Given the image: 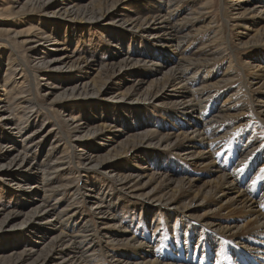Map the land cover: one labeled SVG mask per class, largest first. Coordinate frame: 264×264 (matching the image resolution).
Masks as SVG:
<instances>
[{"label":"bare ground","instance_id":"6f19581e","mask_svg":"<svg viewBox=\"0 0 264 264\" xmlns=\"http://www.w3.org/2000/svg\"><path fill=\"white\" fill-rule=\"evenodd\" d=\"M117 1L7 0V3L14 9L19 6L24 13L38 11L41 13L37 18L39 22L45 21L46 15L56 14L69 20L91 21L95 25L109 15ZM150 1L149 6L155 9ZM160 1L165 8L144 10V15L121 19L124 25L129 26V31L146 29L159 49L148 48L150 51L143 53L144 59L139 60L140 51L131 49V46L123 47L124 37L121 39L119 33L102 28L101 32L106 37L112 39L115 35L116 44L113 45L126 50L127 55L117 62L103 65V72H98L96 79L89 76V71L95 67L91 61L98 62L95 59L98 55L92 54L86 45L84 52L72 58L65 51V46L61 48L58 45L70 43H65L64 37L58 38L60 32H56L52 25L41 23L31 26V30L23 34L20 43L27 51L25 57L14 53L12 44L8 43L6 69L9 71L4 74V84L14 82L16 78L21 80L17 81V88H10L0 98V120L12 132L20 133L29 128V112L37 106L49 114L53 123L48 128L42 123L28 131L21 140L22 149L12 156L11 147L17 142L0 132V160L7 158L0 161L2 182L13 180L26 199L31 200L28 201L29 209H24L20 203L21 207L7 211L0 218V230L5 226L11 228L23 224L38 239L30 245L27 238L0 236V260L5 264H264V178L255 176L260 166L264 167V136L259 139L260 135L256 136V131L254 133L255 127L247 128L252 120L258 129L264 128V50L257 57L259 60L251 55L241 61L247 67L245 73L227 37L231 29L239 48L264 45V0H227L226 14L221 11L223 18L220 24L209 35L208 41L198 46L194 41L203 29L196 22L211 11V0L200 1L186 13L177 11L192 0ZM218 21L211 19L209 22ZM6 31L0 27V40L3 39L1 35L9 34ZM244 32L248 35L247 40L241 42ZM73 37L79 41L80 36ZM162 45L170 51L166 58L161 53ZM43 49H50L45 54L49 58L45 59L46 56L41 54ZM10 52L13 54L11 57ZM150 57H155L156 61H146ZM224 57L228 58V64L214 78L213 73L219 68L216 60ZM15 60L17 64H13ZM150 62L160 79L145 82L143 91H136L133 87L112 93L116 88L111 86L110 78L123 75L138 77L142 75L138 66ZM168 64L171 66L166 67ZM75 66L83 67L84 72L74 74ZM234 66L243 72H237L240 84L237 87L230 84ZM62 68L69 72L66 80L53 82L51 78L47 79L43 93H38L35 81L46 79L45 72L49 76V71ZM190 70L192 72L182 78ZM159 80L164 82L158 86V91L153 82ZM138 81L143 82V79ZM258 83L260 86L252 87ZM59 87L63 89L46 101ZM259 87L262 91L258 94ZM101 92L109 93L106 98L117 96L124 101L131 100L134 103H129L123 110L130 116L135 112L139 116L153 115L150 124L155 125L147 124L148 128L141 129L142 121H138L133 123L135 129L126 133V123H117L108 113H99L97 123L89 125L94 116H79L73 113L75 108L72 106L70 112L63 114L56 107L57 102L66 107L64 100L91 97ZM162 98L169 100L165 114L157 113V117L152 109L139 111V105H148L154 100L163 103ZM175 106L177 109L171 112ZM50 110L56 113L60 123ZM164 126L171 128L169 133L161 131ZM110 129L121 132L109 136L106 131ZM51 133L60 134V139L57 141V137H53L45 156L38 158L37 149H41ZM98 134L101 139L107 136L103 148L92 143ZM122 135H126V140L121 139ZM171 135L174 140L170 139ZM232 137H243V148L252 145L251 149L240 155L244 150L242 147L235 149V144L232 147L236 151L230 152L231 147L226 145H232L228 143ZM157 142L167 144L169 152L175 155L167 163L175 164L172 168L170 166L171 169L167 167L169 170H161L152 164L156 158L164 157L163 152L166 151L139 149L141 144L146 146ZM129 152L133 153L131 157L124 158ZM237 154L239 159H236ZM187 164L190 169L189 166L183 167ZM178 167L183 169L178 171L175 169ZM11 169L14 172H8ZM26 170H29L31 178L26 175ZM177 173L181 175L175 177ZM50 195L55 199L48 204ZM64 195L70 197L65 204L62 201ZM126 197L134 200L135 208L124 203L127 202L123 200ZM54 202H59L61 208L56 209ZM82 204H88L90 217L83 218L77 231L60 229V221L71 227L72 221L69 220L82 214ZM144 204L149 211L142 212ZM192 206L193 209H203L197 219L188 214ZM157 210L163 214H157ZM142 214L146 215L143 216L145 218L136 225L133 218ZM176 216L181 218L179 225L200 221L202 232L186 227L177 238H164L160 226L166 227ZM19 218V224L12 222ZM153 222L155 226L150 232L148 225ZM162 242L166 250L161 252ZM119 246L125 249H118Z\"/></svg>","mask_w":264,"mask_h":264},{"label":"rangeland","instance_id":"374dc122","mask_svg":"<svg viewBox=\"0 0 264 264\" xmlns=\"http://www.w3.org/2000/svg\"><path fill=\"white\" fill-rule=\"evenodd\" d=\"M195 1V2H194ZM200 1L203 0H192L189 3H186L182 9H180L177 12H180L182 10H184L183 12L186 13L187 11L193 9L194 7H196V5L200 4ZM256 0H254L255 2ZM149 0H119L117 1V3L113 4L111 9L109 10V15H105V17H103L102 20L98 21L97 24L94 25V23H91V21H81V20H69L65 17L56 15V14H49L45 16V21H40L39 22V18L38 15L41 14L38 11H31L29 13H24L22 11V9L19 8V6L14 9L12 8L11 4L7 3V0H0V27L5 30H7L6 32L9 34H3L1 35L3 39L0 40V54H2V56H0V98L4 97L10 88H17L19 83L17 81H20V79L16 78L14 82H9L7 84H4V80L6 78V71L8 72L9 69H6V66H8L7 64V55H8V43L12 44V48L14 50V53L17 52L21 57H25L27 51L24 50V48L22 47V44L20 43V40L24 37L23 34H25L27 31L31 30V26H39L41 23H45V24H49L52 25L54 27V29L56 30V32H60L58 33V38L60 37H64L63 39L65 40V43H70V45L67 44H58L61 48H63V46L66 47L65 51L67 53H69L71 55L72 58H75L79 55V53L84 52V50L86 49V45L88 47H90V50L92 51V54H96L98 56L95 57L96 60H98V62H93L95 65V67L89 71V76L93 77V79L98 78L99 76L97 75V73L99 72L100 74H102L103 72V65L110 63V62H117L121 57L126 56V50L122 49H118L115 45V35H113L112 39H114V41L111 38H108L105 36V33L103 34L102 28L104 29H110L112 30L115 34H120L119 37H122L121 39H123L124 37V41H123V47L127 48L128 46H131L130 48H136L137 51H140L141 53V57L139 58V60L144 59V57L142 56L143 53L150 51V49L148 48H153V49H159V45L154 43V40L152 39L151 35H148L146 29H137L136 31H129L127 28L129 27L128 25H124L121 22L122 18H125L127 16H132V17H136L137 15H144L143 13L145 12L144 10H155L157 7H161V8H165V4L163 2H161L160 0H151V5L155 6L154 8H151L148 4ZM226 2L227 0H211V8H209L211 11L209 13H205L203 16L199 17L197 19L196 24L200 25L201 29H203L200 33V35L195 39L194 43H197V46L202 45L203 43L207 42L209 39V35L217 28L218 24H220V20H222V16H221V11L222 13L226 14V10H227V6H226ZM33 10H36V7H33ZM176 12V13H177ZM183 13V14H184ZM219 20L218 22H209L210 20ZM232 21V20H231ZM245 22L248 23V19H245ZM209 23V24H208ZM216 23L215 25L204 29L205 26L207 25H212ZM5 24V25H4ZM232 24V23H230ZM233 27L234 26H230ZM65 29V32H64ZM16 33H19L16 35ZM102 33V34H101ZM232 33H234V30L231 31V29L229 30V34H228V39L229 42L231 44V46L234 49V52L236 54L237 59L241 62L245 59L250 58V56L252 55L255 60H259L257 59V57H259V55L263 54V50H264V45L262 44H255V45H249L247 47H241L239 48V42H237L234 38V36L232 35ZM74 35H78L79 37V41H75L77 39H75L73 36ZM104 36V37H103ZM247 36L246 33L244 32L241 36V42H244L245 40H247ZM63 39H60V41H63ZM152 39V40H151ZM9 41V42H5ZM127 40V41H126ZM71 41V42H70ZM151 41V42H150ZM120 42V41H119ZM121 43V42H120ZM164 44V43H162ZM161 47V46H160ZM161 53L163 54L162 56L164 58H166L167 55H169L170 51L166 48L165 45H162L161 47ZM4 49V50H3ZM51 49V48H50ZM49 49V50H50ZM49 50L46 51V49H43L41 54L45 55L46 53H49ZM152 50V49H151ZM117 51H120V53H116ZM11 55H13L10 52V57ZM153 56H155L154 54H152ZM46 56V55H45ZM119 56V57H117ZM161 56V57H162ZM49 58V56H46L45 59ZM159 58V57H157ZM154 60L156 61L155 57L152 58H147V60ZM228 58L224 57V58H219L216 61L218 62V71L213 73L214 78L218 77L222 71L226 68L228 62H227ZM251 61V60H250ZM253 63V62H252ZM13 64H17L16 60ZM242 64V69L245 73H247V67L245 65ZM12 65V64H10ZM108 65V64H107ZM142 65V68H141ZM18 67V65H16ZM101 66H102V70H101ZM171 66V64L166 65V67ZM138 68L140 69V72L142 71V75L138 76V77H131V76H119V77H113L110 78V83L111 86H113L114 88H116V90H114L115 93L116 91H125L128 88H136V91H143V87L146 86L145 82H150L151 79H160L159 75L156 74L157 72L155 71L154 73V68L155 66H153L150 63H141L140 66H138ZM167 69V68H164ZM193 70V69H192ZM192 70L188 71L186 74H184L185 78L187 77ZM72 72L74 74L80 75L84 72V68L83 67H77L75 66V68L72 70ZM237 72H239L240 74H243V72L239 71V68L234 66V72H232L231 74V82L230 84L233 85L234 87H237L239 84L238 82V76H237ZM48 72H45L44 77L46 79L40 80L38 82H40V84H38L37 80L35 81L34 85L37 87V92L42 94L43 90L42 88L45 86L44 85V81L47 79L51 78V81L53 82H60L61 80H66L67 76H68V71L65 70V68H62L60 70H52L49 71V76L48 74H46ZM250 76V75H249ZM101 77V76H100ZM103 77V75H102ZM142 78L143 82H139L138 79ZM33 82V81H32ZM115 82V83H113ZM162 82H164L163 80H159L156 82H153L154 88L161 86ZM229 83H227L228 85ZM258 84L252 85L253 88L260 86ZM132 86V87H131ZM160 87H158V91ZM63 88L59 87L58 89L55 90L54 93L50 94L46 99V101H49L56 93H58L59 91H61ZM244 93L246 90H242ZM262 91L260 90V87L258 88L257 93L259 94V92ZM107 95H109V93L106 92H101L98 95H93L91 97H76L74 99H67L64 100L65 103H63V105H67L66 107H63L61 103L57 102L58 105H56L57 109H60V111L63 114H66L69 110H72V108H75L73 113H78L79 116H89L93 117L94 119L89 123V125H93L95 123H97V119L98 118V114L105 112L108 113L110 116L114 117L113 119H115V121L117 123L123 124L126 123V127L128 129V131L126 133H130L133 129V123L138 122V121H142L141 126H139L141 129H146L148 128L147 124L149 125H155V124H150L151 120L153 119V115H144V116H139L138 112H135L133 116H130L127 111L123 110V109H127V105H129V103H134L131 100L127 99L126 101H124L123 99H120L119 97L115 96L114 98H106ZM39 99V98H38ZM43 98H40V100H42ZM161 101H163V103L161 102H157V100L152 101L151 104H141L139 105V107L141 108V110L139 111H143L144 109H152L156 116L158 117L157 113H161V114H165L166 113V109H167V105L169 102V100H165V99H161ZM245 101H248L247 97H245ZM28 103H31V101H29ZM72 106V108L70 107ZM210 106V104L208 105ZM37 108V109H36ZM36 108L32 109V111H30V115L31 117L29 118V120H31V124L29 125L28 129H24L23 131H21L20 133H14L12 132V130H10L8 127L5 126L4 123H2V120H0V132L10 135L11 137H13L16 140V144L13 145L14 147H11L13 150L10 153L12 155L16 154L17 151L19 149H22V143L21 140H23L24 136L27 134L28 131L32 130L34 127L40 126L43 123V126L45 128H48L52 125L53 123V119L50 118L49 114L47 112H45L44 110H42V108L40 109L39 107L36 106ZM177 109V107L175 106V109H172L171 112H174ZM50 112L53 114L54 119H56L57 122H61L59 120V118L57 117L56 113L53 110H50ZM70 112V111H69ZM248 112V111H247ZM250 113L246 114V116L248 117ZM46 116H49V118H47ZM18 120V119H16ZM161 121V120H158ZM178 121V120H176ZM254 120H252V124L249 123L247 128L249 129H253V127H255L254 133L256 131V136L259 137V139L264 136V128H259L258 126H254L253 123ZM166 125V124H164ZM250 125V126H249ZM138 127V128H139ZM161 127V126H160ZM164 129H161L162 132H166L169 133L171 128L169 126H164ZM179 128V127H178ZM261 129V130H260ZM260 131L258 133V131ZM107 135L111 136L112 134H116L118 135V132L121 131H114V129H110L107 130ZM178 131L174 132L177 133ZM106 136V134H104ZM60 134L58 135H54V133H51L48 138L42 143V145L40 146L41 149H37L36 151V156L38 158H43L46 154V152L48 151V147L50 145V143H52L54 141L53 137H57V141L60 139L59 138ZM126 135H122L121 139H125L126 140ZM107 138V136H106ZM105 138V139H106ZM241 138V139H240ZM242 138L243 137H232L228 143L232 144L231 146L228 144L226 146H228L230 148V152H235L238 147H244L242 144ZM31 138H27L26 140H30ZM93 139L95 141H93V144H98L101 146V148L105 147V139H101L100 134L95 135L93 137ZM171 140H174L175 137H173L171 135L170 137ZM237 139V140H236ZM246 140H248V137L246 138ZM240 140V141H238ZM64 141V139H61V142ZM98 141V142H97ZM238 142V143H237ZM56 143V141L54 142ZM241 143V144H240ZM239 146H236V145ZM235 145V146H234ZM234 146V147H232ZM250 146H246L245 149L243 148L244 151H242L240 155H245V151L246 149H251L249 147ZM163 147V148H162ZM140 148H149L152 152L154 150H159L161 149L166 151L163 152L165 153L164 157H161L162 159H165L164 161L160 158H156L155 166L157 165L158 168L162 169H171L175 164L172 165V163H170L171 165L167 164L169 163V161H171L172 155L175 156L173 154V152H169V148L167 144H160V143H155L154 145L148 144L146 146H144V144H141ZM240 148V149H242ZM61 148H58V150H60ZM234 149V150H233ZM51 153L52 151L49 150ZM150 151V152H151ZM54 153V151H53ZM52 153V154H53ZM154 153H158V152H154ZM133 153H127L126 156H124V158H129L131 157L130 155ZM216 156L217 155V151H216ZM240 155H236L238 157H236V159H239ZM9 156V157H10ZM8 157V158H9ZM29 159V157H27ZM153 158V157H152ZM126 159H123L122 161H126ZM159 159V160H157ZM6 159H1L0 161H5ZM151 160V159H149ZM168 160V162H166ZM133 162V161H132ZM162 162V163H161ZM165 162V164H164ZM151 163V162H150ZM159 163V164H158ZM261 163V162H260ZM169 165V166H168ZM176 165H179L176 164ZM171 166V168H170ZM181 166V165H180ZM187 166H189V169L191 168V166L189 164H187L186 166H183L185 168H188ZM256 166H259V164H257ZM255 166V167H256ZM164 167V168H163ZM168 167V168H167ZM157 170V168H153L152 170ZM168 169V170H169ZM178 171H181V167L175 168ZM191 171V170H189ZM188 171V172H189ZM8 172H14L13 169L8 170ZM27 174V176L29 178H31V174L29 175V170L25 171ZM260 172V173H259ZM179 175H181V173H177L174 176L178 177ZM261 175V176H260ZM11 177H13V173L10 174ZM93 176V175H92ZM256 178H264V167L259 168V170L256 172ZM263 176V177H262ZM31 181V180H30ZM7 181L2 182V177L0 176V218H2V216L7 213V211H9L10 209H14L16 207H21L20 203H22V205H24V209H29L30 206H28V201L31 200H27L26 197L23 195V192L15 186L14 181L11 180L9 181L8 184ZM259 190V189H258ZM3 195V196H2ZM52 195V194H51ZM50 195V196H51ZM31 198V197H30ZM55 199L54 196L49 197L48 196V204H50L51 202H53ZM70 200V197L67 195H64L63 197V204L67 203ZM123 200H127V202L124 201V203H126L129 206L134 207V200L131 201L130 198L126 197L123 198ZM33 201V199H32ZM132 203V205H131ZM54 205L56 207V209H60L61 206L58 203L54 202ZM147 204H144L143 206V211L142 212H147L149 210H147ZM129 208V207H128ZM135 208V207H134ZM137 208V207H136ZM138 208H140V205H138ZM23 210V209H22ZM80 212L82 214H79L76 218H74L73 220H69L71 222V227L67 225V223H63V222H59V226L60 229H63V231H69V232H73V231H77L80 223L82 222L83 218H88V216L90 217V211H89V207L88 204H82L81 205V210ZM203 209L198 208V209H193V206L189 209V215L195 219L199 218L202 215ZM160 213L161 215L163 213L159 212L157 210V214ZM127 216L130 218L129 214L127 213ZM146 215H139L137 217H134L133 220L136 221V225H140L139 220H143ZM63 217V216H62ZM62 217H60L58 220H60ZM151 217V216H150ZM21 218V217H20ZM19 219H14V223H18L19 224ZM153 218V217H152ZM169 219H171V216H169ZM179 219H181L179 216H176L172 219L171 222L166 224V227H164V225L160 226V231L161 234L164 238L166 237H170V238H177L179 235H181V233L185 232L186 227L188 228H196L199 231L202 232V227L200 226V221H193L192 223H188V222H184L182 223V225H179ZM162 220V218H161ZM198 222V223H197ZM163 223V220H162ZM62 224V227H61ZM155 226V222L151 223L148 225V228L150 230V232L153 230ZM12 228V229H11ZM9 228V226H5L3 229L0 230V236H4V238H9L12 235H17L18 237H23V238H27L30 241V245L31 243H34L33 241L37 238H35V236L33 235L32 232H30L28 229L27 225H20L17 227H11ZM48 239V238H47ZM38 240V239H37ZM167 241V240H165ZM122 246H119L118 249H120ZM125 247H122L121 250H124ZM120 250V251H121ZM166 250V246L164 244V242H162L161 247H160V251H165ZM184 256L182 255L180 258L182 259ZM113 261V260H110ZM195 263V261H194ZM0 264H5V262L0 260ZM48 264V263H46Z\"/></svg>","mask_w":264,"mask_h":264}]
</instances>
